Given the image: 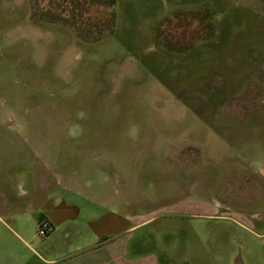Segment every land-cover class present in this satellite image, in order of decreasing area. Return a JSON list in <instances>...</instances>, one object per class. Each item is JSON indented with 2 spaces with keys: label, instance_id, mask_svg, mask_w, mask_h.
<instances>
[{
  "label": "rangeland",
  "instance_id": "rangeland-1",
  "mask_svg": "<svg viewBox=\"0 0 264 264\" xmlns=\"http://www.w3.org/2000/svg\"><path fill=\"white\" fill-rule=\"evenodd\" d=\"M112 1L97 22L72 0H0V264L29 254L17 234L36 247L45 212L58 251L90 240L92 213L143 214L131 233L174 251L182 227L207 241L210 199L264 181V0Z\"/></svg>",
  "mask_w": 264,
  "mask_h": 264
},
{
  "label": "crops",
  "instance_id": "crops-1",
  "mask_svg": "<svg viewBox=\"0 0 264 264\" xmlns=\"http://www.w3.org/2000/svg\"><path fill=\"white\" fill-rule=\"evenodd\" d=\"M263 183V180L258 179L257 189L259 190L256 196L247 197L248 193L230 195L240 199L238 206L232 207L227 203L219 202L216 198L210 199L211 203L208 204L210 208L203 215L222 220L223 224L208 227L209 239L207 241L201 240L200 226L179 227L182 230L176 231L186 234L177 236L173 242L174 251L171 244L167 242L161 243L160 247L152 242L150 236L152 231L149 228L144 227L143 231H139L143 232L142 234L131 233L143 227L142 222L148 219L143 214L135 220L136 213H127L125 221L128 224L117 227L113 222L103 223L101 217L98 221L96 219L98 213H92L88 218L91 224L84 227L91 233L90 240L80 245L77 244L78 246L73 249L69 248L71 247L70 242L66 240L64 242L67 245L63 243V250L58 251L56 245L58 243L55 244L52 241L53 235L50 233L54 232L60 219L58 216L52 218L56 215L55 213L52 215L45 212L41 215L50 225L45 236L40 241H35L38 250L36 247L29 246L25 239L17 234L21 246L25 244L29 248L27 257H19L21 260L17 259V261L19 264H200L198 253L202 250L209 256L203 260L204 264H264V190H261ZM253 200L260 202L259 208L249 207L253 206ZM59 214L62 213L59 212ZM105 226L110 227L104 229ZM110 228H122L115 230L114 234L130 232L122 236L121 234L119 236L103 235L104 230L112 233L113 230ZM70 229L63 234L65 238L69 237V233L72 232ZM166 231V227H163V232ZM212 231L218 234H213ZM62 248L59 247V249ZM182 253L190 255L187 256L188 258H183ZM78 254L80 257L76 259Z\"/></svg>",
  "mask_w": 264,
  "mask_h": 264
},
{
  "label": "flooded vegetation",
  "instance_id": "flooded-vegetation-1",
  "mask_svg": "<svg viewBox=\"0 0 264 264\" xmlns=\"http://www.w3.org/2000/svg\"><path fill=\"white\" fill-rule=\"evenodd\" d=\"M47 1H53V0H46V2ZM72 1H74V2H77L79 5H81L79 2H81L80 0H72ZM85 2H86V4L83 6V5H81L82 7H83V9H84V11H85V13H91V9H89L88 8V6H95V8H96V11L95 12H97V13H95V16L97 17V19H95V17H94V19L95 20H97V22H99V18H98V16H97V14L99 13V12H102V11H104L105 9H107V8H110V1L111 0H84ZM46 6H48V3L46 4ZM89 10V11H88ZM190 153H191V151H190ZM189 156H190V154H188ZM188 155L186 154L185 156H181V158L180 159H183L184 158V160L186 159V158H188ZM196 157L197 156H192L190 159H189V161L191 160V162L192 161H195L196 160ZM199 157V156H198Z\"/></svg>",
  "mask_w": 264,
  "mask_h": 264
},
{
  "label": "built area",
  "instance_id": "built-area-1",
  "mask_svg": "<svg viewBox=\"0 0 264 264\" xmlns=\"http://www.w3.org/2000/svg\"><path fill=\"white\" fill-rule=\"evenodd\" d=\"M49 223L45 220H41L40 223H39V228H38V233L41 235V234H44L48 229H49Z\"/></svg>",
  "mask_w": 264,
  "mask_h": 264
},
{
  "label": "trees",
  "instance_id": "trees-1",
  "mask_svg": "<svg viewBox=\"0 0 264 264\" xmlns=\"http://www.w3.org/2000/svg\"><path fill=\"white\" fill-rule=\"evenodd\" d=\"M112 5H113V1L111 0L110 1V5H109L110 8H111ZM41 220H43V217H42V215H39L38 223H40Z\"/></svg>",
  "mask_w": 264,
  "mask_h": 264
}]
</instances>
